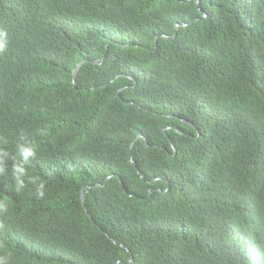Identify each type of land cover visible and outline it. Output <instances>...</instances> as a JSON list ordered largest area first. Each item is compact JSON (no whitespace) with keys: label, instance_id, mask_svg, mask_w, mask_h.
<instances>
[{"label":"trees","instance_id":"trees-1","mask_svg":"<svg viewBox=\"0 0 264 264\" xmlns=\"http://www.w3.org/2000/svg\"><path fill=\"white\" fill-rule=\"evenodd\" d=\"M0 32L4 165L30 140L45 183L9 264H264V0H0Z\"/></svg>","mask_w":264,"mask_h":264},{"label":"clouds","instance_id":"clouds-1","mask_svg":"<svg viewBox=\"0 0 264 264\" xmlns=\"http://www.w3.org/2000/svg\"><path fill=\"white\" fill-rule=\"evenodd\" d=\"M6 35L7 33L0 32V37H5ZM4 46V43L0 42V50H3ZM92 62L97 63L95 60ZM122 76L131 80L132 84L121 86L117 94L122 89L133 88L135 85L132 78L125 75ZM16 151L20 160H15L11 164L4 165V161L9 157V153L0 149V214L8 212L10 201L6 199L7 197H14L16 198V202H21L33 196L41 198L44 194L45 183L34 177V170L27 171V163L37 155V145L30 140L24 139L16 143ZM130 161L134 164L132 160ZM96 186L98 187L99 184H96ZM81 194H83L84 200L85 193L82 191L80 197ZM3 227V224L0 223V228ZM263 251L264 246L257 248L256 252L259 258L262 256ZM9 260L10 254L0 255V264H9Z\"/></svg>","mask_w":264,"mask_h":264},{"label":"water","instance_id":"water-1","mask_svg":"<svg viewBox=\"0 0 264 264\" xmlns=\"http://www.w3.org/2000/svg\"><path fill=\"white\" fill-rule=\"evenodd\" d=\"M80 66H81V64H78V65L76 66V68H75V69L73 70V72H72V83H73L74 86L76 85V77H77L78 70H79ZM166 129H167V127H166L163 131L165 132ZM140 137H142V135L137 136V137L134 139V141H137ZM133 143H134V142L131 143V146H130L131 149H132V147H133ZM172 147L174 148L173 144H172ZM80 198H81V202L83 203V194H81V197H80Z\"/></svg>","mask_w":264,"mask_h":264}]
</instances>
